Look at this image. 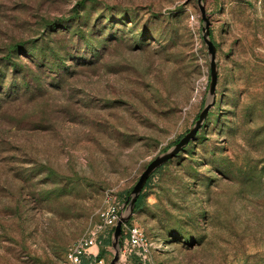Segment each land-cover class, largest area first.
<instances>
[{"label": "rangeland", "instance_id": "1", "mask_svg": "<svg viewBox=\"0 0 264 264\" xmlns=\"http://www.w3.org/2000/svg\"><path fill=\"white\" fill-rule=\"evenodd\" d=\"M203 4L216 103L128 227L146 264H264V0ZM203 26L197 0H0V264H69L106 201L192 128L210 99ZM52 43L62 62L41 57Z\"/></svg>", "mask_w": 264, "mask_h": 264}, {"label": "water", "instance_id": "2", "mask_svg": "<svg viewBox=\"0 0 264 264\" xmlns=\"http://www.w3.org/2000/svg\"><path fill=\"white\" fill-rule=\"evenodd\" d=\"M198 7L201 12V17L204 22L202 27V38L207 46V52L209 55V68H210V80L208 85V96L207 101L200 111L198 118L196 119L192 128L173 146L167 149L164 153L155 157L145 168L143 173L140 175L138 181L134 185L128 199L121 205L119 219L111 233V247L114 249V254L109 264H120L122 257V238H123V227L130 221L134 214L135 205L138 197L144 189L147 181L153 175V173L165 165L167 162L175 158L181 153L195 138L199 131L205 124V121L216 103L217 96V85L219 79L217 58V46L211 38L210 20L207 17L206 8L203 4V0H197Z\"/></svg>", "mask_w": 264, "mask_h": 264}, {"label": "built area", "instance_id": "3", "mask_svg": "<svg viewBox=\"0 0 264 264\" xmlns=\"http://www.w3.org/2000/svg\"><path fill=\"white\" fill-rule=\"evenodd\" d=\"M121 204L106 201L105 207L99 212V222L86 232L72 245L66 254L69 264H108L106 259L99 258L100 250L119 219ZM122 241V260L132 256L138 257L142 264L149 261L152 245L146 234L139 227H127Z\"/></svg>", "mask_w": 264, "mask_h": 264}, {"label": "trees", "instance_id": "4", "mask_svg": "<svg viewBox=\"0 0 264 264\" xmlns=\"http://www.w3.org/2000/svg\"><path fill=\"white\" fill-rule=\"evenodd\" d=\"M122 22H121V24L124 22V20H121ZM132 22V21H131ZM52 28H53V26H52ZM145 33H147V32H145ZM161 35V33H157V32H155V33H151V36L150 37H148L149 39L150 38H154L155 36H158V35ZM211 37H212V40L214 41V38H213V35H212V33H211ZM214 43H215V41H214ZM35 47H37L36 46V44H34L33 45V49L32 50H34V48ZM87 47H88V52H93V50L95 49V47L96 46H94V44L93 43H88L87 44ZM20 46H18L17 44L16 45H14L13 47H12V49H10V53L7 55V58H6V60H8L9 61V63L11 64L10 66H12L13 67V69L14 70H16L17 68H18V65H16L15 63H11L12 61H13V58L15 57V54H18V55H21V53H18V52H20V51H22V52H28V48L25 46V47H22V48H20ZM50 48H51V51L50 52H41L40 53V55H41V57L43 58V60L46 58V59H48V60H51L52 59V57H54V56H57L56 54H55V50L53 49V48H55L54 47V43H52V46H50ZM35 51H32V53H29L30 55V57H29V59L33 62V61H35V58L38 56L36 53H34ZM17 58V60L18 61H20V58L19 57H16ZM56 60L55 61H53L52 63H56L57 61H59V62H62L61 61V59H62V57H54ZM208 116H210V113H209V115ZM198 118V115H197V117H196V119ZM188 132V131H187ZM186 132V133H187ZM185 133V134H186ZM184 134V135H185ZM199 134V133H198ZM184 135H182V136H180L177 140H175L170 146H168L166 149H165V151L167 150V149H169L171 146H173V145H175ZM197 137H198V135H197ZM192 143V142H191ZM190 143V144H191ZM189 144V145H190ZM188 145V146H189ZM187 146V147H188ZM187 147L184 149V151L187 149ZM165 167V165H163L162 167H160L159 169H157L155 172H154V174H153V176L155 175V173H157V172H159L161 169H163ZM152 176V177H153ZM152 177L151 178H149V180L147 181V183H146V185H145V187H144V189L142 190V192H141V194H140V196L138 197V199H137V201H136V205H135V210H134V213H137V212H139V211H141L142 209H143V207H144V205H145V203H146V198H147V196H148V194L146 193V188L148 187V185L150 184V182H151V179H152ZM132 189H133V187L129 190V191H127V193H126V196H125V198L123 199V202L124 201H126L127 199H128V197H129V195H130V193H131V191H132ZM130 222L129 223H127L125 226H127L128 227V225L130 226ZM123 227V238H122V241L124 240V238H125V236H126V234H125V230H126V227ZM109 246H111V236L108 238V239H106L105 240V242H104V246L101 248V250H100V254H99V258H104V259H106L105 258V255L107 254V247H109Z\"/></svg>", "mask_w": 264, "mask_h": 264}]
</instances>
